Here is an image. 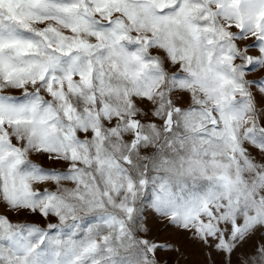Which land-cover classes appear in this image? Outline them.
<instances>
[{
  "label": "snow or ice",
  "instance_id": "6c2138e0",
  "mask_svg": "<svg viewBox=\"0 0 264 264\" xmlns=\"http://www.w3.org/2000/svg\"><path fill=\"white\" fill-rule=\"evenodd\" d=\"M0 264H264V0H0Z\"/></svg>",
  "mask_w": 264,
  "mask_h": 264
},
{
  "label": "rangeland",
  "instance_id": "374dc122",
  "mask_svg": "<svg viewBox=\"0 0 264 264\" xmlns=\"http://www.w3.org/2000/svg\"><path fill=\"white\" fill-rule=\"evenodd\" d=\"M151 224H152V226L154 227V235L156 234V229H160V228L163 227L162 224L158 223V222L155 221V220H152V221H151ZM168 235H170V233H163L162 236H161V238H167ZM189 259L195 261V260H200V259H202V257H199V256L193 254V255H190V256H189Z\"/></svg>",
  "mask_w": 264,
  "mask_h": 264
}]
</instances>
